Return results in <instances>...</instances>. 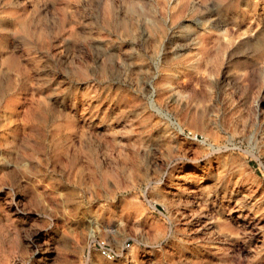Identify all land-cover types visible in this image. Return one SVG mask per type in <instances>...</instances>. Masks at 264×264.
Wrapping results in <instances>:
<instances>
[{
	"label": "rangeland",
	"instance_id": "rangeland-1",
	"mask_svg": "<svg viewBox=\"0 0 264 264\" xmlns=\"http://www.w3.org/2000/svg\"><path fill=\"white\" fill-rule=\"evenodd\" d=\"M0 264H264V0H0Z\"/></svg>",
	"mask_w": 264,
	"mask_h": 264
},
{
	"label": "built area",
	"instance_id": "built-area-1",
	"mask_svg": "<svg viewBox=\"0 0 264 264\" xmlns=\"http://www.w3.org/2000/svg\"><path fill=\"white\" fill-rule=\"evenodd\" d=\"M188 134L192 135L191 132ZM130 247L131 243L129 241L122 243L120 246H114L105 238L96 236L95 234H91L89 238V250L110 261L125 256Z\"/></svg>",
	"mask_w": 264,
	"mask_h": 264
}]
</instances>
